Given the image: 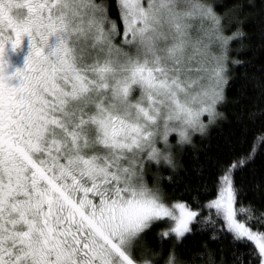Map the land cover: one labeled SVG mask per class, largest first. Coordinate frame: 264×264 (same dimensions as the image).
<instances>
[{"label": "snow or ice", "instance_id": "1", "mask_svg": "<svg viewBox=\"0 0 264 264\" xmlns=\"http://www.w3.org/2000/svg\"><path fill=\"white\" fill-rule=\"evenodd\" d=\"M253 35L264 0H0V264H264V177L236 179L264 150V78L237 87L259 96L247 149L195 189L161 176L224 115Z\"/></svg>", "mask_w": 264, "mask_h": 264}, {"label": "trees", "instance_id": "2", "mask_svg": "<svg viewBox=\"0 0 264 264\" xmlns=\"http://www.w3.org/2000/svg\"><path fill=\"white\" fill-rule=\"evenodd\" d=\"M241 44L246 47L237 53V49L241 47ZM231 56L244 60L245 66L232 67L229 75L230 77H236L232 80L231 84L226 87V100L219 106V111L224 113L222 117H219L214 124H211L207 132L203 135L196 133L193 136V144L185 145L183 148L176 150V159L179 167L175 173L171 169L164 167L161 169V176L167 177L168 175H174V178L178 181L176 187V193L188 184L195 189L199 184L201 177L196 175V168L203 165L204 176H208L209 173H214L215 165L214 161L217 159H225L230 154L229 147H232L236 152H242L247 149L248 143L253 142V136L261 135V119H256L255 122L248 120L247 111L252 107L254 101L259 100L257 91L252 88L251 80L248 81V97L240 99L239 103H236L237 87L241 83L243 73L246 71L249 78L255 77L256 79L264 78V47L261 46V41L255 35L250 39L243 41L231 42ZM246 134V142L241 143V135ZM197 155L198 159H194L193 156ZM243 177L244 183L247 188L250 189L252 181L257 178L264 177V150L259 149L255 162L249 164L246 169L238 171L236 173V179L239 182ZM161 187L168 195H172V184L167 179L161 180ZM187 199V196L184 197ZM253 198V192L249 190L245 199ZM259 203H264L257 200ZM163 225H157L153 228L152 232L148 234L150 244L156 245L155 232ZM210 232V229H209ZM208 232L203 234L197 233L195 237L189 235L183 241V245H198L202 239L208 238ZM171 241H165L163 248L166 250ZM210 246L215 248L217 246L216 241H210ZM226 243V241H225ZM183 245L180 246V250H183ZM159 251L160 248L157 247ZM162 264V262H161Z\"/></svg>", "mask_w": 264, "mask_h": 264}, {"label": "clouds", "instance_id": "3", "mask_svg": "<svg viewBox=\"0 0 264 264\" xmlns=\"http://www.w3.org/2000/svg\"><path fill=\"white\" fill-rule=\"evenodd\" d=\"M173 165L176 167V168H178L179 167V164H178V161H177V159H176V155L174 156V158H173Z\"/></svg>", "mask_w": 264, "mask_h": 264}, {"label": "rangeland", "instance_id": "4", "mask_svg": "<svg viewBox=\"0 0 264 264\" xmlns=\"http://www.w3.org/2000/svg\"><path fill=\"white\" fill-rule=\"evenodd\" d=\"M205 120H207V116H205Z\"/></svg>", "mask_w": 264, "mask_h": 264}]
</instances>
